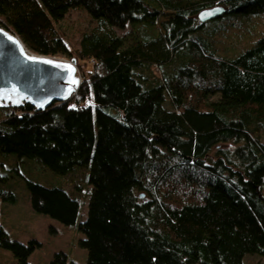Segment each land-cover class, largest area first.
I'll return each instance as SVG.
<instances>
[{
	"label": "trees",
	"instance_id": "1",
	"mask_svg": "<svg viewBox=\"0 0 264 264\" xmlns=\"http://www.w3.org/2000/svg\"><path fill=\"white\" fill-rule=\"evenodd\" d=\"M216 6L224 13L201 22ZM70 10L94 23L73 48ZM259 11L264 0H0V25L28 50L84 70L67 101L0 107V155L82 171L85 264H264V37L231 58L216 36ZM156 24L155 35L140 28ZM25 184L34 211L77 222L69 190ZM39 245L0 225L15 264H30ZM66 262L60 252L48 264Z\"/></svg>",
	"mask_w": 264,
	"mask_h": 264
},
{
	"label": "rangeland",
	"instance_id": "2",
	"mask_svg": "<svg viewBox=\"0 0 264 264\" xmlns=\"http://www.w3.org/2000/svg\"><path fill=\"white\" fill-rule=\"evenodd\" d=\"M167 17L163 16L160 20ZM227 19L228 17L224 16L216 21L227 24ZM233 19L236 23L230 29L227 28L222 32L220 30L219 35L216 34L220 40L217 46L227 48L225 55L231 58L236 57L251 47L259 38L264 37L263 11L240 15ZM63 25L68 31L69 45L73 48L78 46L80 33L86 28L92 27L94 23L84 11L70 10L64 18ZM140 28L147 34L155 35L160 26L156 24L155 29ZM131 29H133L131 26H126L123 29H116V33L126 36L131 33ZM55 58L70 61L65 57ZM75 66L76 75L81 79L84 70L76 64ZM16 168L19 174H16ZM83 177L84 174L81 170H76L72 174L61 175L45 168L35 159L22 158L19 160L15 155H0V191L10 190L15 196L13 202L0 198V201L2 200L0 202V225L13 239L23 243L35 239L40 243L28 257L30 264H48L55 254L60 252L66 255V264H69L71 260L77 264H85L87 251L79 244L83 234L77 228V223L86 217L87 212V197L84 195L85 187L82 185L84 183ZM25 178L45 186L62 187L69 190L72 195L78 198L81 205L77 222L64 225L47 214L34 211L30 205ZM78 186L81 188L78 189ZM262 263L263 260L256 256H248L244 260V264ZM0 264H15L12 253L1 247Z\"/></svg>",
	"mask_w": 264,
	"mask_h": 264
},
{
	"label": "water",
	"instance_id": "3",
	"mask_svg": "<svg viewBox=\"0 0 264 264\" xmlns=\"http://www.w3.org/2000/svg\"><path fill=\"white\" fill-rule=\"evenodd\" d=\"M222 13L224 8L216 6L201 11L198 18L204 22ZM80 84L74 58L65 61L33 53L0 25V107L29 103L36 110H44L70 99Z\"/></svg>",
	"mask_w": 264,
	"mask_h": 264
},
{
	"label": "snow or ice",
	"instance_id": "4",
	"mask_svg": "<svg viewBox=\"0 0 264 264\" xmlns=\"http://www.w3.org/2000/svg\"><path fill=\"white\" fill-rule=\"evenodd\" d=\"M211 13H209V15H210Z\"/></svg>",
	"mask_w": 264,
	"mask_h": 264
}]
</instances>
